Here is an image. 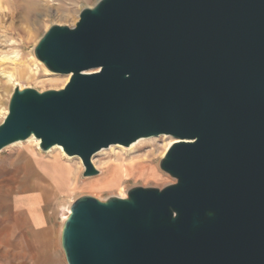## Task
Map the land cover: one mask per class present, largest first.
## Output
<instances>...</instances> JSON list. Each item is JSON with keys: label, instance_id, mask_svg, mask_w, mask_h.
I'll list each match as a JSON object with an SVG mask.
<instances>
[{"label": "water", "instance_id": "water-1", "mask_svg": "<svg viewBox=\"0 0 264 264\" xmlns=\"http://www.w3.org/2000/svg\"><path fill=\"white\" fill-rule=\"evenodd\" d=\"M60 89L16 87L0 151L32 135L92 157L172 135L176 179L123 198H77L67 264H264V0H98L35 47Z\"/></svg>", "mask_w": 264, "mask_h": 264}, {"label": "rangeland", "instance_id": "rangeland-1", "mask_svg": "<svg viewBox=\"0 0 264 264\" xmlns=\"http://www.w3.org/2000/svg\"><path fill=\"white\" fill-rule=\"evenodd\" d=\"M97 2L98 0H73L68 1V4L63 3L65 8L62 10L53 7L49 15L41 17L40 23L35 28L30 26V34L21 32V29L28 27L26 23L16 20V22H11L8 17L0 16L1 29L7 25L15 27L8 34L9 37L18 42L12 50L31 70V74L24 72L22 75H17L13 82L4 80V75L0 71V124L7 115L6 113H8L6 111H9V102L16 87L22 89L30 87L43 92L50 89H60L65 85L66 74L47 73V67L36 61L35 47L52 25L60 24L74 27L79 20L81 11L86 7L94 6ZM3 5L7 9L10 7L1 0V14ZM5 18L6 21H3ZM11 67L6 69L12 70ZM2 68L4 67H1L0 70ZM146 139L138 144L133 151L110 150L111 147H109L102 150L103 152L100 151L101 154L97 152L93 157V161H95L93 163L101 174L88 178L83 175L85 167L81 158L71 156V158H74L73 160H66L58 151L49 154L48 152L45 153L46 151L41 153L35 142L26 143V140H24L23 145L2 149L0 151V247L5 244L7 238L12 237L15 246V264H67L64 252L59 244V236L63 225L62 217L67 213V206L70 207L74 200L84 195L107 199L111 195H117L122 186L126 190L134 186L163 188L176 182V179L160 167L168 140L163 136H159L157 139ZM132 147H125V149H131ZM41 150L44 151L42 148ZM21 152L32 154L38 162V168L36 166L26 167L20 159ZM58 162H63L67 167L70 177L67 189L57 188L54 181L45 175L44 165ZM122 164L127 169L142 165L145 171L149 174L155 173L157 177H147L144 173L139 174L137 169L126 173L122 171ZM109 175L112 176L113 182L108 187L89 186L90 182L103 180ZM33 193H39L41 196L35 198L34 206L30 203V196ZM32 206L34 209L36 208L35 213L44 216L41 223L37 222L36 224L29 221ZM34 225L39 227L36 228ZM42 235L46 239L43 247L49 250L48 254H51V258L47 256L45 260L40 261L35 253L38 246L35 238ZM22 247L28 250L26 258L21 256L20 248ZM17 248H19V251H16ZM53 254L55 258H53ZM2 255L0 253V260L4 259Z\"/></svg>", "mask_w": 264, "mask_h": 264}, {"label": "bare ground", "instance_id": "bare-ground-1", "mask_svg": "<svg viewBox=\"0 0 264 264\" xmlns=\"http://www.w3.org/2000/svg\"><path fill=\"white\" fill-rule=\"evenodd\" d=\"M3 1L5 3H7L10 7L7 9L3 5V8H2L3 12L1 14L2 10L0 11V16L3 15V17H8V19H10L11 22L18 21V22L26 23L29 28L26 27L25 29H21L22 30L21 32H23L24 34H30V31H31L30 26L35 28V26L40 23V21H41L40 19L43 15H49L50 14L51 8L56 7V9L62 10L63 8H65L63 3L68 4L67 3L68 1H73V0H3ZM0 2H1V0H0ZM0 9H1V6H0ZM3 21H6V18ZM14 29H15V27L10 26V25H7L3 29L0 28V68L4 67L0 71L3 73L2 75H4L3 79L4 80L6 79V81H8V82H13L14 79L17 77V75H22V74H24V72H26L27 74H31V70L29 68H27L25 62L21 61L18 54L12 50L18 42H17V40L13 39L12 37H9L8 34H9V31H12ZM35 57L33 56L34 59L37 58V57L36 58ZM36 61L39 64L40 63L42 64V61H40L38 58L36 59ZM10 66H12L11 67L12 70H7L8 69L7 67H10ZM46 71H47V73L52 72L49 69H46ZM65 76H66V82L68 80H70L71 74H66ZM66 82H65V84H66ZM6 112H8V110ZM160 136H163L165 139L168 140L166 143V146H165L166 147L165 152L162 155V158H163V156L166 154V152L168 151L170 146L172 144H174L175 142H177L179 139L172 136V135H167V134H163ZM158 137L159 136H153V137H147V138L157 139ZM144 140H147V139L141 138L138 141L132 143L128 147L121 145V144H113L110 146L111 147L110 150L120 149L124 152L133 151L138 146V144H140ZM24 142H25L24 140L16 141V142L8 145L7 147H14V146H18L21 144L23 145ZM32 142H35L37 144L41 153L46 151L45 153L48 152V154H49V153H53L54 151H58L61 154V156L63 157V159H66V160H73L74 159V158H71V155H68L65 152L64 148L61 145H55L48 150L42 151L41 147H40L41 140L39 138L32 135L31 137L26 139V143H32ZM125 147L126 148L132 147V148L131 149H125ZM104 149H102V150H104ZM102 150H101V152H103ZM101 152H100V154H101ZM78 157L79 156H76V158H78ZM93 157H92V161H93ZM20 159L24 162L26 167L27 166H29V167L30 166H36L37 167V165H38L36 158L32 154H29L27 152H21ZM93 162H95V161H93ZM44 166H45V168H44L45 175L54 181L55 186L57 188L67 189L69 187L70 177H69V174L67 172V167L63 164V162L51 163L49 165H44ZM134 169H137L139 174L144 173V175L147 177H149V176L155 177L156 176L155 173L149 174L147 171H145L143 169L142 165L135 166L133 169H127L122 164V171H124L126 173L131 172V170L133 171ZM36 178H38V177H36ZM86 178H88V177H86ZM112 182H113V178H112V176L109 175V177H107L103 180L90 182L89 186L108 187L109 185L112 184ZM112 196H119V197L125 198L128 196V190H126V188L122 186L119 189L117 195H111L110 197H112ZM100 199H102V198H100ZM71 205H70V207L67 206V209H66L67 213L65 215H63V217H62L63 218V221H62L63 224H64L65 220L68 218L69 214L71 213ZM62 226L60 229V235H61Z\"/></svg>", "mask_w": 264, "mask_h": 264}, {"label": "crops", "instance_id": "crops-1", "mask_svg": "<svg viewBox=\"0 0 264 264\" xmlns=\"http://www.w3.org/2000/svg\"><path fill=\"white\" fill-rule=\"evenodd\" d=\"M41 197L39 193H33L31 194L30 196V203L33 204V206L35 205V198H39ZM13 204V202H12ZM31 207L30 208V215H31V219L29 217V221L31 222H35L37 224V222L41 223L44 216L43 215H40L39 213H35V209L34 207ZM13 208V207H12ZM39 210V209H38ZM34 227L38 228L39 226L37 225H34ZM35 242L37 243V248L35 250V253H36V257L38 259H40V261L42 260H45V258H47V256H49L51 258V254H48L49 250H46L43 246L46 242V239H45V236L42 235L41 237H37L35 238ZM59 244H60V236H59ZM61 246V244H60ZM20 252H21V256L24 258H26L28 256V250L27 248H20ZM19 251V248L16 249V251ZM14 252H15V246L13 244V239L12 237L11 238H7L6 241H5V244H3L1 247H0V253H2L4 259L3 260H0V264H15L14 263ZM53 258H55L54 254H53Z\"/></svg>", "mask_w": 264, "mask_h": 264}]
</instances>
